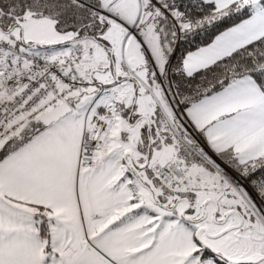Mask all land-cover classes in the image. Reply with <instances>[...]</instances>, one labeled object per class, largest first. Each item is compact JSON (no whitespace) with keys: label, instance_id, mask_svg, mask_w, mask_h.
Listing matches in <instances>:
<instances>
[{"label":"snow or ice","instance_id":"1","mask_svg":"<svg viewBox=\"0 0 264 264\" xmlns=\"http://www.w3.org/2000/svg\"><path fill=\"white\" fill-rule=\"evenodd\" d=\"M0 264H264V0H0Z\"/></svg>","mask_w":264,"mask_h":264}]
</instances>
